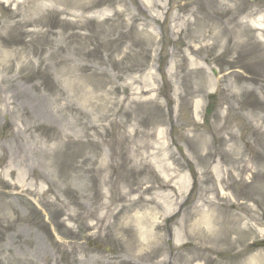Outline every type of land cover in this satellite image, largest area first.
<instances>
[{
  "label": "rangeland",
  "instance_id": "1",
  "mask_svg": "<svg viewBox=\"0 0 264 264\" xmlns=\"http://www.w3.org/2000/svg\"><path fill=\"white\" fill-rule=\"evenodd\" d=\"M21 1H0V171L26 174L0 183V264H264V33L194 30L264 27V0H38L36 24Z\"/></svg>",
  "mask_w": 264,
  "mask_h": 264
},
{
  "label": "bare ground",
  "instance_id": "2",
  "mask_svg": "<svg viewBox=\"0 0 264 264\" xmlns=\"http://www.w3.org/2000/svg\"><path fill=\"white\" fill-rule=\"evenodd\" d=\"M49 3L48 6V11L49 12H53L54 11V3L55 0H47ZM223 0H218V5H216V10L220 9V11L222 13H226L228 11L227 8L224 7V2H222ZM149 5L151 8H155V10H157L160 5L157 3L156 0H148ZM21 5L24 6L25 8H28L29 5H32V11H30L31 17L29 19H22L20 20V22L22 23H39L42 21V18L45 16V14L42 13L40 4L38 2V0H22L21 1ZM17 7H19V3L17 4ZM30 9V8H29ZM18 10V9H17ZM19 13H22V11H16L14 13V15H17ZM34 15V16H32ZM245 21H238V22H233L232 21V17L230 15H228L225 18L219 19L217 22H213L211 24H209L210 28L209 31L206 32V34H203L200 30L201 28L196 27L194 30L196 32V34H199V37H201L202 39L205 38H209L212 40L211 45L213 46L214 44H216L219 40H224L225 44L227 43V40L229 39H233L232 40V45L233 46H240L243 43V40H241L242 38V34L244 32H246L247 30L251 29L250 27H252L253 29H259L261 30L262 33H264V27L260 25V23L258 21H249L248 24L244 23ZM204 25H206V22H204ZM201 27V26H200ZM226 30L227 33L226 35L223 34V30ZM225 38V39H224ZM227 39V40H226ZM254 39V37H253ZM256 39V38H255ZM16 60L19 63L24 59V56L21 55L20 57L18 56V54H16ZM261 60L262 58H264V54L262 56V54L260 55ZM41 59V58H40ZM39 59V60H40ZM30 62V60H28V63ZM14 61L13 60H3L2 62H0V69L1 72L3 70H7L12 68ZM264 66L262 65V61L258 60L256 64L253 65V68H257V70L262 69ZM2 81H4V78L2 76ZM9 86H11V89L14 90L13 93V97L19 99L20 101L24 102L26 99L28 100L29 97L27 96L26 91L23 88H16L14 86L13 82L9 83ZM37 113L41 116V117H48V116H52L55 113V110L53 111V105L52 103L49 105V109L47 108H41V107H37ZM20 118V123L21 126L20 128L25 129L26 126V121L27 118L26 117H21ZM20 131H22L21 129H19ZM15 152L17 154V157L20 159V163L22 164H26L27 161V156L23 151V146L19 144L16 145L15 147ZM16 157V158H17ZM246 168V166H245ZM248 169H252V166L249 164L248 165ZM10 174L12 173V169H10ZM20 176L21 178L18 179L17 181H9L6 177L4 172L0 171V183L2 186H6V187H10V188H16L17 186L20 187L21 189H23V187L25 186V181H26V174L25 172H20ZM163 186V185H162ZM165 186V185H164ZM5 195H10L12 194L11 191L5 190L3 192ZM2 192H0V194H3ZM7 207V206H6ZM4 208L3 206H1L0 204V209Z\"/></svg>",
  "mask_w": 264,
  "mask_h": 264
}]
</instances>
